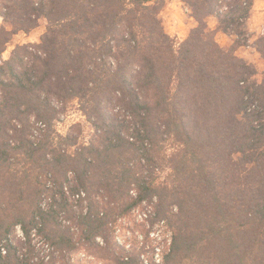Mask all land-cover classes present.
<instances>
[{"label": "trees", "instance_id": "1", "mask_svg": "<svg viewBox=\"0 0 264 264\" xmlns=\"http://www.w3.org/2000/svg\"><path fill=\"white\" fill-rule=\"evenodd\" d=\"M182 1L196 25L176 45L165 0H0V264H38L35 236L49 264L76 241L114 264H264V70L235 53L264 60V26L252 38L253 0ZM41 19L39 41L4 59ZM73 100L86 142L52 128ZM144 200L171 234L158 262L110 246L116 218Z\"/></svg>", "mask_w": 264, "mask_h": 264}, {"label": "rangeland", "instance_id": "2", "mask_svg": "<svg viewBox=\"0 0 264 264\" xmlns=\"http://www.w3.org/2000/svg\"><path fill=\"white\" fill-rule=\"evenodd\" d=\"M253 13L248 21L249 30L252 32L254 38L264 26V0H253ZM224 5H222V8ZM159 18L161 19V24L163 30L173 39L176 45L182 42L189 34L191 28L196 25V21L191 16L190 8L184 4L182 0H165L161 10L159 11ZM208 27L213 29L216 25V19L214 17H208L206 19ZM3 24L2 18L0 16V26ZM9 28V26H7ZM46 21L41 19L39 25L25 34L23 32H18L11 35L10 42L6 45L5 50L2 53V57L8 58L13 47L18 43L27 42H38L41 34L45 31ZM235 36H229L221 32H216L215 39L223 47H229L233 45V39ZM235 53L248 61L255 63L260 69L264 70V60L257 54V52L248 47H238ZM58 113L56 114L57 120L54 121L53 129L56 133L64 135L71 131L74 134L78 133L79 140L86 142L93 135L94 130L92 124L88 121L87 115L84 109L81 108L77 100L70 101L66 106L62 107L58 104ZM120 113V112H119ZM166 169L158 171V175L162 176V172ZM164 174V173H163ZM76 196H74L75 198ZM73 199V197L71 198ZM78 199V198H77ZM152 199H155L153 197ZM83 201L82 205L85 204ZM72 209L77 211L80 205H77L76 201H72ZM151 203L144 200L139 206H135L128 213L120 215L116 218V222L113 225L112 240L115 245H110L111 249L117 250L123 248L125 252L135 251L138 254V258L144 263V259L147 262H156L153 253L156 251V247L162 246L166 247L170 240V230L167 227L164 220L151 221L149 217V212H151ZM64 223H68L67 220ZM111 230V229H110ZM79 230L74 228V232ZM15 237L24 239L22 233L20 234L16 229ZM111 234L109 236L111 237ZM32 236V235H31ZM73 240L77 239V236H72ZM109 238V237H108ZM39 236H35L31 240V244H34L38 255H34V260L41 258L38 264H49L47 260L51 259L45 254H48L49 250L45 246H38ZM110 240V239H109ZM95 241L99 246L105 245L103 237L97 236ZM77 242V248L67 251L64 256H55L52 264H114L109 260H112L111 255H109L110 249H98L91 247L92 249H86L90 247L89 242L83 245ZM26 243V242H25ZM19 244L21 250L26 249V244ZM37 243V245H36ZM112 243V242H111ZM154 246V247H153ZM121 253L120 250H118ZM33 253V252H32ZM31 253V254H32ZM57 252H54L56 254ZM124 253V252H123ZM161 253V252H160ZM58 255V254H57ZM161 257V255H160ZM106 258V259H105Z\"/></svg>", "mask_w": 264, "mask_h": 264}, {"label": "built area", "instance_id": "3", "mask_svg": "<svg viewBox=\"0 0 264 264\" xmlns=\"http://www.w3.org/2000/svg\"><path fill=\"white\" fill-rule=\"evenodd\" d=\"M16 229L21 234L19 228L16 227ZM155 249H156V251L153 253V257H154L155 261L158 262L160 260V255H161V253H160V247H156ZM144 260H145L144 263H146L147 262L146 259H144Z\"/></svg>", "mask_w": 264, "mask_h": 264}, {"label": "crops", "instance_id": "4", "mask_svg": "<svg viewBox=\"0 0 264 264\" xmlns=\"http://www.w3.org/2000/svg\"><path fill=\"white\" fill-rule=\"evenodd\" d=\"M174 2H175V0H174Z\"/></svg>", "mask_w": 264, "mask_h": 264}]
</instances>
